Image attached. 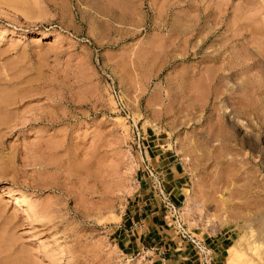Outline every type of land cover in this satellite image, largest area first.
<instances>
[{
	"label": "rangeland",
	"instance_id": "obj_1",
	"mask_svg": "<svg viewBox=\"0 0 264 264\" xmlns=\"http://www.w3.org/2000/svg\"><path fill=\"white\" fill-rule=\"evenodd\" d=\"M229 263L264 264V0H0V264Z\"/></svg>",
	"mask_w": 264,
	"mask_h": 264
},
{
	"label": "bare ground",
	"instance_id": "obj_2",
	"mask_svg": "<svg viewBox=\"0 0 264 264\" xmlns=\"http://www.w3.org/2000/svg\"><path fill=\"white\" fill-rule=\"evenodd\" d=\"M25 16H26V15H25ZM27 18H28V17H27ZM29 19H30V18H29ZM21 196H22V195H21ZM22 197H23V196H22ZM22 197L19 198L18 196H15L14 199H15V201H20ZM12 204H13V203H12ZM25 212H26V211H25ZM27 212H28V211H27ZM229 258H230V257H229ZM243 261H244V260H243ZM241 262H242V261H241ZM231 263H232V262H231ZM231 263H229V264H231ZM238 263H239V262H238ZM241 264H243V263H241Z\"/></svg>",
	"mask_w": 264,
	"mask_h": 264
},
{
	"label": "built area",
	"instance_id": "obj_3",
	"mask_svg": "<svg viewBox=\"0 0 264 264\" xmlns=\"http://www.w3.org/2000/svg\"><path fill=\"white\" fill-rule=\"evenodd\" d=\"M113 93L115 94V92H114V90H113ZM115 96H116V94H115ZM117 97V96H116ZM121 107V106H120Z\"/></svg>",
	"mask_w": 264,
	"mask_h": 264
},
{
	"label": "crops",
	"instance_id": "obj_4",
	"mask_svg": "<svg viewBox=\"0 0 264 264\" xmlns=\"http://www.w3.org/2000/svg\"><path fill=\"white\" fill-rule=\"evenodd\" d=\"M215 255H216V253H215ZM212 262L214 263V260Z\"/></svg>",
	"mask_w": 264,
	"mask_h": 264
}]
</instances>
